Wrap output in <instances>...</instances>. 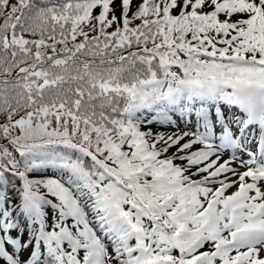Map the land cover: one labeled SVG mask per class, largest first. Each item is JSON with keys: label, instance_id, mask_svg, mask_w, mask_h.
I'll list each match as a JSON object with an SVG mask.
<instances>
[{"label": "snow or ice", "instance_id": "1", "mask_svg": "<svg viewBox=\"0 0 264 264\" xmlns=\"http://www.w3.org/2000/svg\"><path fill=\"white\" fill-rule=\"evenodd\" d=\"M0 264H264V0H0Z\"/></svg>", "mask_w": 264, "mask_h": 264}]
</instances>
